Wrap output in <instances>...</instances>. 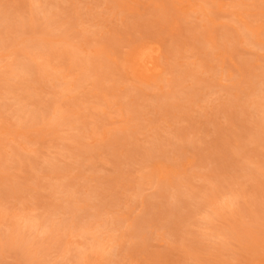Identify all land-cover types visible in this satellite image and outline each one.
<instances>
[{"label":"rangeland","instance_id":"rangeland-1","mask_svg":"<svg viewBox=\"0 0 264 264\" xmlns=\"http://www.w3.org/2000/svg\"><path fill=\"white\" fill-rule=\"evenodd\" d=\"M50 3L56 23L41 40L44 54L34 56L49 64L41 84L10 74L31 54L16 38L32 32L1 35L8 43L0 45V176L8 182L0 264H264V112L250 104L264 90V0H0L15 16L38 11L41 24ZM67 27L86 37H70L76 55L91 60L86 68L52 42ZM141 45L158 47L156 69L134 61ZM235 95L244 111L227 105ZM19 105L30 113L15 115ZM53 110L64 119L32 123L31 113ZM116 134L121 145L110 147ZM128 144L141 152L128 158ZM153 145L165 152L148 154ZM177 183L185 214L173 225L164 215L143 221L136 244L134 220L150 202L183 212ZM211 188L215 196L205 200ZM18 229L34 240L24 256L2 243Z\"/></svg>","mask_w":264,"mask_h":264},{"label":"bare ground","instance_id":"bare-ground-1","mask_svg":"<svg viewBox=\"0 0 264 264\" xmlns=\"http://www.w3.org/2000/svg\"><path fill=\"white\" fill-rule=\"evenodd\" d=\"M50 5V6H49ZM48 5L49 8H46L47 10V14L45 15L44 21L43 23H38V18H39V12L36 10H32L30 12V15L28 17L26 16H15L13 15V11L10 10L9 7L7 6H3L2 4H0V26H2V28H0V45L6 44L8 43L7 40L1 39V35L8 33V32H15V31H19L20 34L26 33L31 31L32 32V36L29 38H23L21 36H18L16 38V41H21V42H25L29 48L31 49V54H30V59L29 61H25L19 64H13V66L10 68V74H15L17 75L18 72L22 71L25 72L28 77L26 79H22L19 81V83H39L41 84L44 79H45V72H48V66L49 64L47 62H42V63H38L35 61L34 56L37 55H42L44 54L43 52V48L41 45V40H44L45 38L49 37V30L51 27L55 26L56 23V14L54 11L51 10L52 7H58L56 4L54 3H50ZM44 11V10H43ZM76 18V17H75ZM71 26V25H70ZM71 27H67L66 30L63 31V33L56 37V39L52 40V42H56L59 45L63 46L64 50L63 53L64 54H68L71 58V64L78 66L79 68H86V66L88 64H91V60L86 59V58H80L76 55L75 51H74V44L72 43V39H70V37H85L83 32H79L76 34H68V32L70 31ZM35 34V35H34ZM241 35V34H240ZM243 38H250V36H248L247 34H242ZM196 39L199 41L200 43V48H204V44L203 42L198 38L200 36V34H195ZM223 38L229 42V44H227V48L228 49H232L234 48V36L230 33H228L227 31H224L222 33ZM51 37V36H50ZM49 37V38H50ZM10 42H15V40H10ZM76 47V46H75ZM49 48H51V46H49ZM52 49V48H51ZM48 52V51H47ZM45 52V53H47ZM158 53V47L155 46H151V45H146V46H139V49L135 52L134 54V61H136V63L140 66H142L145 70H151V69H156L157 65L154 63V59L156 58V55ZM67 55V56H68ZM206 60V59H205ZM207 61V60H206ZM246 62L243 61V65L246 66L245 64ZM70 64V66H71ZM69 66V67H70ZM55 69V68H54ZM176 70V68H174ZM56 71H58V69H55ZM176 74H178L180 77L181 76H187L189 74L192 73H178V71L176 70ZM50 74V73H49ZM95 74L98 76H101L104 74V71L102 70H96ZM12 79V77L8 76L5 77L4 80H6L7 82V88L9 90H12L13 88V84L9 83L8 80ZM260 79H264V71H262L260 73ZM16 83V84H19ZM177 86L181 89L182 88V84L180 82L177 83ZM29 98V97H28ZM236 95L234 96V98H230L228 100L227 105L230 106H236L239 107L241 111H244L243 105L238 104L235 101ZM30 99V98H29ZM250 104H255L256 106V110L258 111H262L264 112V90L262 93H259L258 95L256 94L252 99H250ZM165 104H167L168 106L172 107L171 105L173 104H168L167 101L165 102ZM226 106V105H225ZM169 107V108H170ZM12 112L15 115H20L22 113H27L29 114L30 112L25 109L24 106H17L15 108H13ZM32 116V123L39 125L40 127H52L54 124L58 123L59 121H61L62 119H64V114L61 111H55L53 110L52 112H44L42 114L37 115L36 113H31L30 114ZM236 115L235 114H230V118L234 121ZM261 124H264V117L261 118ZM74 138V136H73ZM120 138L121 135L116 134L114 135L113 139L110 141L109 146H114L117 147L120 144ZM81 145V143H80ZM129 146H127L128 149V153H129V157L139 154L141 152V150H139V148L136 147L135 144H128ZM172 147V150L175 151L177 148L173 147L172 144H169ZM171 150V149H170ZM171 150V151H172ZM73 152H77L79 155H81V150L80 148H76L72 150ZM154 151H159V152H165L164 150H161L160 146L157 145H153L150 149H149V153L151 154ZM84 150L83 153L84 154ZM112 161L116 164L118 170H119V165L121 162V159L114 154L112 157ZM54 169H58L57 167H55ZM8 182V178L4 177V176H0V192H4V187ZM8 193H16L14 191L15 187L9 183L8 184ZM173 189L176 191V195H177V200L180 202V207L183 208V212L180 211L179 207L176 205H167V204H163L161 202H150L149 203V210L145 211L144 216L139 217L137 219L134 220V229L131 231L130 236L132 237V239L134 240V242L136 244H138L141 240H143V235L141 234L142 231V225L141 223L143 221L146 220H153L155 219V217H158L159 215H164V219H165V225H173L175 221V219L179 216H183L184 213V209L186 210L189 206V203L187 201V199L184 197V192L179 191L178 190V183L173 185ZM168 190V188L163 185L161 186L158 196L164 198L166 191ZM216 193V189H209L207 193L204 194V198L205 200H208L210 198H213L215 196ZM99 195V193H98ZM182 195V197H181ZM186 195V194H185ZM114 197L111 196L110 201H113ZM75 202H73L71 199H67V205L66 207L72 209V211L74 212L75 207L72 208V205H74ZM93 204H91L89 201L84 199V202H82V206H92ZM73 221V220H72ZM65 225L70 224V223H64ZM94 229V228H93ZM54 235H60V232L56 229L54 231ZM34 240L32 238H30L28 235L25 234V232L23 230L18 229L17 233L15 235L13 234H7L4 238V240L2 241V243L4 244H9L13 247L16 248V250L22 255L24 256L25 253H27V249L29 247V245L33 244Z\"/></svg>","mask_w":264,"mask_h":264}]
</instances>
